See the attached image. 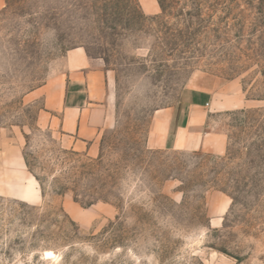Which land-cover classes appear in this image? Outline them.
<instances>
[{
	"label": "rangeland",
	"instance_id": "1",
	"mask_svg": "<svg viewBox=\"0 0 264 264\" xmlns=\"http://www.w3.org/2000/svg\"><path fill=\"white\" fill-rule=\"evenodd\" d=\"M160 1L2 0L0 264H264V162L247 155L264 141V0ZM75 48L109 81L96 156L37 93ZM204 80L225 151L152 147L158 112Z\"/></svg>",
	"mask_w": 264,
	"mask_h": 264
},
{
	"label": "crops",
	"instance_id": "2",
	"mask_svg": "<svg viewBox=\"0 0 264 264\" xmlns=\"http://www.w3.org/2000/svg\"><path fill=\"white\" fill-rule=\"evenodd\" d=\"M137 1L146 15L161 11L158 0ZM67 61V68L37 93L43 97L44 110L51 115L50 124L59 129L68 147L96 156L99 153V136L107 122L108 76L99 60L89 57L80 48L71 50ZM216 89L217 82L213 80L187 85L173 106L158 112L155 132H151V146L222 154L226 149L225 134L208 127V112L213 106ZM21 165L19 163L17 171H6L11 178L7 186L13 185L11 182L16 174L24 173L20 170ZM31 183L29 180L21 189L31 188ZM2 187L5 186L0 185ZM29 195L34 196V192L30 190ZM27 197L30 196H23Z\"/></svg>",
	"mask_w": 264,
	"mask_h": 264
},
{
	"label": "trees",
	"instance_id": "3",
	"mask_svg": "<svg viewBox=\"0 0 264 264\" xmlns=\"http://www.w3.org/2000/svg\"><path fill=\"white\" fill-rule=\"evenodd\" d=\"M158 3H159V5H160V7H161V9H162V4H161V1L160 0H158ZM264 131V130H263ZM258 138H257V140H259V141H262V140H264V132H261L260 134H258V136H257ZM259 145H257V147L255 148V146L253 145V143L248 147V152H247V155H250L252 152H253V150L254 151H256V153H257V156L258 157H260V159H261V161H263L264 162V141L262 142V143H258ZM255 148V149H254ZM234 187L236 188L235 190H234ZM238 185H233L232 186V188H233V191H230L229 192V195L231 196V198H232V202H235V201H237V194H238V192H236V191H238ZM75 198H76V196H75ZM80 201V200H79ZM80 203L81 204H83V205H88V204H91V202L89 203V202H82V201H80Z\"/></svg>",
	"mask_w": 264,
	"mask_h": 264
},
{
	"label": "bare ground",
	"instance_id": "4",
	"mask_svg": "<svg viewBox=\"0 0 264 264\" xmlns=\"http://www.w3.org/2000/svg\"><path fill=\"white\" fill-rule=\"evenodd\" d=\"M49 254H51L50 252H46V255H49Z\"/></svg>",
	"mask_w": 264,
	"mask_h": 264
}]
</instances>
